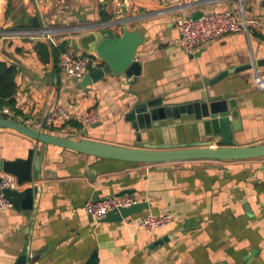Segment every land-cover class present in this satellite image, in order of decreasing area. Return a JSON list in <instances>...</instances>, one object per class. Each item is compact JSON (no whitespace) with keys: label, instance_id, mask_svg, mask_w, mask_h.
<instances>
[{"label":"crops","instance_id":"crops-1","mask_svg":"<svg viewBox=\"0 0 264 264\" xmlns=\"http://www.w3.org/2000/svg\"><path fill=\"white\" fill-rule=\"evenodd\" d=\"M176 1L0 0V33L24 27L31 30L30 21L36 17L40 28L55 30V44L68 41V52L74 55L87 53L80 39L86 32L119 37L125 27L141 39L135 54L141 70L134 83L107 75L82 90L79 82L52 62L39 60L34 50L38 41L0 35V61L18 69L15 100L22 116L10 114L9 118L75 141L88 139L130 148L138 144L124 117L138 97H162L166 104L176 105L208 94L226 100L240 122L241 130L233 133L231 147L264 143V92L253 83L254 70L264 73V0H215L203 6L204 13H236L240 4L244 16L259 25L249 26L247 33L211 40L188 53L173 41L179 36L177 22L191 18L196 10H179ZM119 13L125 14L120 17ZM104 16L110 20L103 22ZM121 20H126L125 25L118 24ZM109 22L118 25L109 26ZM81 27L88 29L75 30ZM101 64L96 58L95 65ZM235 69L241 70L212 86L205 85ZM58 106L77 114L94 110L99 123L85 129V135L60 124L46 127L47 117ZM190 120L182 119L178 130L160 126L155 140L199 139ZM148 138L153 139L142 136L143 141ZM29 150H33L32 165L40 163L41 177L18 190L33 185L38 191L31 211H0V264H14L23 250L27 264H85L93 252L97 264H243L251 253L249 264H264V157L134 164L43 145L0 129V161L25 159ZM125 190L133 191L129 196L146 208L115 223L86 214L88 203L120 197ZM163 214L172 216L163 229L145 231L136 225L146 215Z\"/></svg>","mask_w":264,"mask_h":264},{"label":"water","instance_id":"water-1","mask_svg":"<svg viewBox=\"0 0 264 264\" xmlns=\"http://www.w3.org/2000/svg\"><path fill=\"white\" fill-rule=\"evenodd\" d=\"M125 13H119L124 16ZM202 12H196L191 16L192 20L201 17ZM34 28H39L36 17L30 21ZM126 20L119 21L118 24L125 25ZM116 25L117 22L115 23ZM109 22L108 25H115ZM80 39L87 47V53L93 54L102 62L88 71L79 82V88L84 89L102 79L104 76L120 77L134 83L140 75V64L135 61L137 46L141 39L136 32L123 28L122 34L117 37L112 33L102 34L97 32H86ZM69 44V43H68ZM72 47L77 51V45L72 42ZM226 71L219 74L213 80L206 82L207 85H214L223 80L229 73L238 72ZM210 97L206 94L203 98L176 105H168L162 97L140 100L138 97L124 119L131 124L134 131L135 144L137 147H121L98 141L80 139L71 140L26 127L9 118L8 114L0 113V129H10L24 135L43 145H52L62 149H67L86 156L114 160L134 164H167L181 163L188 161H228V160H248L264 157V143L247 147H231L233 143V133L240 131L239 120L232 116L234 109H229L227 101ZM197 133L200 134L197 140L159 142L154 136L160 133V126H173V130H178L182 119H189ZM163 124V125H162ZM96 126V125H94ZM93 126V127H94ZM81 135H85V129H79ZM151 135L153 139L142 140V136ZM178 140L179 136H174ZM215 143V148L211 146ZM33 150H29L25 159L14 161H0V174H7L16 178L19 187L29 184L34 177L39 179V164L32 165ZM1 180V179H0ZM37 186H29L23 190L0 189L12 204V208L17 211H31L33 208V198L37 193ZM133 191L125 190L117 196L132 194ZM145 203H136L129 208H119L110 211L101 221L121 222L122 220L137 214L146 208ZM243 260V264H249L250 258ZM27 255L23 250L15 260L14 264H27ZM96 252H93L85 264H97Z\"/></svg>","mask_w":264,"mask_h":264},{"label":"built area","instance_id":"built-area-1","mask_svg":"<svg viewBox=\"0 0 264 264\" xmlns=\"http://www.w3.org/2000/svg\"><path fill=\"white\" fill-rule=\"evenodd\" d=\"M215 0H177L176 8L179 10L188 9L202 12L201 8L206 4L212 3ZM179 28V36L173 41V45L181 47L184 52H191L200 49L203 45L211 40L217 39L227 34L236 33L239 31L248 32L249 26H258L259 22L254 19H248L243 14L242 5L237 6V12H202L201 17L196 20L191 18L182 19L177 22ZM88 28L81 27L75 30L85 31ZM55 30L50 28H32L31 30H11L2 32L0 35L6 39L12 38H29L34 41H42L44 43L55 46L53 35ZM93 54L88 56L74 55L70 52L61 54L58 62V69L67 77L76 82H80L88 71L96 66ZM253 83L257 90L264 92V73L254 70ZM0 113L9 114L6 108L0 109ZM68 121L77 122L82 129H88L99 123V116L94 110L85 111L77 114L68 112L64 108L58 106L53 109L51 114L45 121V126L48 128L62 125ZM264 170V164H263ZM0 189L16 190L19 186L16 183V178L11 175H0ZM137 201L132 196L124 195L120 197L110 196L99 202L88 203L85 206L87 215L94 217L96 220L103 219L110 211L119 208H129L136 204ZM12 208L10 201L0 194V211H5ZM172 216L169 214L163 215H146L136 225L145 231L155 229H163L170 224Z\"/></svg>","mask_w":264,"mask_h":264},{"label":"trees","instance_id":"trees-1","mask_svg":"<svg viewBox=\"0 0 264 264\" xmlns=\"http://www.w3.org/2000/svg\"><path fill=\"white\" fill-rule=\"evenodd\" d=\"M103 22L110 20V17L104 16L101 18ZM29 29V27H24ZM65 40L59 41L55 46L38 41L34 44V50L42 63L52 62L54 67L58 69V62L61 54L68 52L69 47ZM83 56H88V53H83ZM18 69L15 65H7L0 61V109L6 108L14 118L22 116L21 111L16 107L15 96L17 93L16 76ZM71 127L81 129L80 125L75 121H68L61 125V128Z\"/></svg>","mask_w":264,"mask_h":264}]
</instances>
